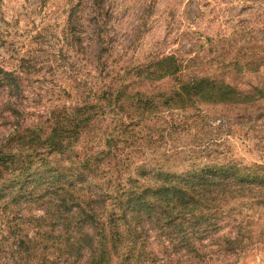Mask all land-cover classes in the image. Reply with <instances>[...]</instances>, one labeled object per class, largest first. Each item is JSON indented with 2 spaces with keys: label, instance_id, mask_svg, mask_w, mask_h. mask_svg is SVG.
<instances>
[{
  "label": "rangeland",
  "instance_id": "obj_1",
  "mask_svg": "<svg viewBox=\"0 0 264 264\" xmlns=\"http://www.w3.org/2000/svg\"><path fill=\"white\" fill-rule=\"evenodd\" d=\"M71 9L75 25L68 22ZM96 9L91 0H0V140L11 131L7 118L13 120L4 111L6 102L21 112L24 125H48L61 108L92 102L117 72L163 56L173 55L183 64L181 80L191 75L217 78L249 94L264 88V65L252 72L234 66H242L258 50L264 56V0H102L101 12ZM5 77L17 78V88L4 83ZM173 87L175 81L167 78L136 89L160 100ZM256 97L259 102L247 110L195 103L184 110L155 112L147 123L151 129L163 122L178 128L165 136L159 130L148 133L144 124L127 176L143 182L142 175L164 156L169 159L161 163L163 170L175 174L228 161L264 170V99ZM116 119L108 113L93 120V144L103 138L97 129ZM91 135L81 136L78 150L91 146ZM84 179L83 188L91 192L100 185L97 179ZM258 194L240 192L217 207V229L210 237L237 241L233 252L209 238L202 241L203 261L185 255L176 263L173 254L166 261L264 264V197ZM42 212L31 204L20 214L38 217ZM35 230L34 222L24 223L20 234ZM161 242L152 231L147 233L146 248L157 256L167 245Z\"/></svg>",
  "mask_w": 264,
  "mask_h": 264
},
{
  "label": "trees",
  "instance_id": "obj_2",
  "mask_svg": "<svg viewBox=\"0 0 264 264\" xmlns=\"http://www.w3.org/2000/svg\"><path fill=\"white\" fill-rule=\"evenodd\" d=\"M101 1L91 0L99 11L95 13L101 12ZM74 9L69 11L72 25L77 23ZM260 51L242 66L237 62L234 66L240 67L239 72L257 70L264 65ZM183 69L169 55L117 72L92 102L61 108L52 113L48 125H24L21 112L6 102L8 110L4 111H10L13 120L7 118L11 131L0 140L2 264H169L166 257L171 254L176 263L185 255L203 261L202 241L209 238L220 249H237V241L210 237L217 229L214 216L219 214L220 203L237 193L257 191L258 197H264V170L259 166L210 162L175 174L163 170L169 159L164 156L142 175L143 182L127 176L134 151L142 142L141 127L165 136L178 128L163 122L157 130L151 129L147 123L155 112L184 110L195 103L247 110L259 102L257 94L264 99V88L249 94L217 78L191 75L181 80ZM167 78L177 87L161 94L160 100L136 89L143 82ZM5 79L11 89L17 88V78ZM108 113L119 119L97 129L105 140L93 144V120ZM90 131L91 146L78 150L81 136ZM84 177L100 182L95 192L83 188ZM31 204L43 211L41 216L20 214ZM31 222L37 230L21 235L22 224ZM150 231L157 241L167 244L160 256L146 248Z\"/></svg>",
  "mask_w": 264,
  "mask_h": 264
}]
</instances>
